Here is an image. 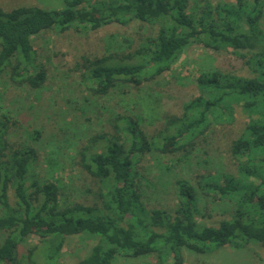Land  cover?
I'll list each match as a JSON object with an SVG mask.
<instances>
[{"label": "trees", "instance_id": "trees-1", "mask_svg": "<svg viewBox=\"0 0 264 264\" xmlns=\"http://www.w3.org/2000/svg\"><path fill=\"white\" fill-rule=\"evenodd\" d=\"M263 20L264 0H64L61 10L0 8V77L8 75L12 83L33 90L41 89L46 79L43 69L34 64L35 37L52 30L97 31L131 22L157 27L156 35L145 37L131 53L82 58L81 77L95 87L96 96L106 97L128 86L139 89L157 80L191 45L215 52L231 49L254 74L242 78L201 71L195 80L199 95L183 104L180 117H165L166 128L156 137L162 141L149 138L139 118L117 114L112 131L94 139L101 141L100 152L88 154L85 149L80 153L84 173L106 190L97 194L98 202L92 206L61 207L55 184L29 181L37 150L29 142L13 147L6 139L11 120L1 114L0 264H17L19 245L32 236L47 242L46 264H55L66 241L81 235L97 237L98 242L78 264H112L117 257L151 254L161 264L169 258L183 264V250L199 255L249 245L264 250ZM232 104L253 116L230 146L232 156L245 158L238 169L241 177L224 175V184L219 178L208 179L201 187L204 193L234 202L232 217L216 227L199 225L195 220L198 193L185 180L175 182L179 202L174 211L147 209L135 180L138 156L184 150L207 132L210 115L218 120L219 113L230 112ZM39 136L36 131L29 139ZM242 178L258 184L247 181L242 186ZM33 249L28 250L30 261Z\"/></svg>", "mask_w": 264, "mask_h": 264}, {"label": "rangeland", "instance_id": "rangeland-1", "mask_svg": "<svg viewBox=\"0 0 264 264\" xmlns=\"http://www.w3.org/2000/svg\"><path fill=\"white\" fill-rule=\"evenodd\" d=\"M28 6L61 10L64 0H0V8L5 11ZM262 27L264 29V20ZM156 31L157 27L140 22H131L127 26L113 24L97 31L69 29L60 33L52 30L35 37L32 43L35 67L42 68L46 74L41 89L12 83L5 74L0 77V115L6 113L11 120L6 139L16 148L25 142L36 148L38 158L28 174L29 181L38 179L55 184L61 207L92 206L98 202L97 194L106 192L100 182L84 173L80 153L85 149L88 154L100 152L101 141L94 142V139L100 133L112 131L111 123L117 114L139 118L145 134L156 138L166 128L165 117H180L183 104L199 95L195 80L201 71L254 77L241 56L231 49L215 52L191 45L171 70L157 80L145 83L139 89L128 86L106 97L96 96L92 91L95 87L81 77L82 58L131 53L145 37L156 35ZM219 116L215 120L210 115L207 132L182 151L166 155L152 151L138 156L135 180L144 192L142 202L147 209L174 211L179 202L175 182L185 180L198 193L195 220L199 225L216 227L232 217L234 202L204 193L201 187L208 179L219 178V183L224 184V175L241 177L238 169L245 158L232 156L230 146L253 116L237 104H232L230 112L219 113ZM36 131L40 133L39 139L31 141L29 136ZM156 139L161 140V137ZM241 181L242 186L247 181L258 184L254 179L246 181L242 178ZM97 242V237L89 235L70 238L55 264H78ZM46 244L36 236L30 237L18 247L17 264H46ZM30 249L34 250L31 261L28 259ZM182 254L183 264H264V250L255 245L239 250L226 247L203 255L183 250ZM112 264L161 263L151 254L140 258L117 257ZM163 264L174 262L169 258Z\"/></svg>", "mask_w": 264, "mask_h": 264}]
</instances>
